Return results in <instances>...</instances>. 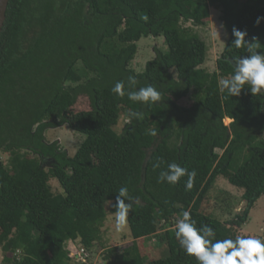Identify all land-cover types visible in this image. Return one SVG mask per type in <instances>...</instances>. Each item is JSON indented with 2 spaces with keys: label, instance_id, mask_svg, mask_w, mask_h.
<instances>
[{
  "label": "trees",
  "instance_id": "trees-1",
  "mask_svg": "<svg viewBox=\"0 0 264 264\" xmlns=\"http://www.w3.org/2000/svg\"><path fill=\"white\" fill-rule=\"evenodd\" d=\"M211 8L228 19L230 33L213 73L203 67L206 42L185 27L204 25ZM258 17L264 0H10L0 37V264H72L71 242L91 251L102 240L120 187L128 189L134 241L99 264H198L175 235L184 211L215 239H235L264 195V92L253 95L245 85L232 96L218 82L233 77L243 56L264 53ZM234 27L253 48L232 46ZM148 37H163L167 50L136 72L138 42ZM79 63L92 76L83 79ZM129 76L136 90L150 85L160 99L130 101ZM118 81L123 96L111 91ZM191 93L194 103L180 104ZM81 96L90 109L71 116ZM122 114L128 122L118 132ZM226 118L233 119L228 126ZM66 124L85 137L73 156L45 137ZM170 163L196 172L190 190L187 174L175 185L159 181ZM223 175L248 203L226 222L202 211ZM153 236L167 254L147 260L138 241Z\"/></svg>",
  "mask_w": 264,
  "mask_h": 264
},
{
  "label": "rangeland",
  "instance_id": "rangeland-1",
  "mask_svg": "<svg viewBox=\"0 0 264 264\" xmlns=\"http://www.w3.org/2000/svg\"><path fill=\"white\" fill-rule=\"evenodd\" d=\"M228 19L222 18V12L219 9L211 8V16L206 20L204 25L195 26L192 22L185 23V27H190L198 34L207 44V59L203 67L210 73L218 72L217 61L221 57L226 44L230 39V33L226 30L224 22ZM158 49L166 51L167 45L164 43V38L148 37L143 38L138 42V53L131 63V67L136 72H142L147 63L153 60L158 53ZM76 71L82 75L83 79L92 76V73L83 69L81 63L75 67ZM171 73L176 77L177 71L171 70ZM69 84H72L69 82ZM194 103L193 94L180 102L184 106H191ZM90 109V101L86 96H81L77 104L72 108V115ZM128 120L125 114H122L119 122L116 125L118 132L122 131L125 123ZM232 119L224 120L225 125H230ZM45 137L48 142L58 141L63 149H66L70 156H73L80 147L85 137L69 125H64L59 128H50L46 130ZM220 154L223 150H218ZM3 161L7 163L9 154H2ZM247 157H243L245 160ZM52 189L58 191L59 185L56 181L50 182ZM244 189L234 186L229 178L225 175L220 176L209 192L202 206V211L205 214L214 215L218 219L226 222L242 215L248 207L247 201L243 198ZM236 233L243 237H251L264 241V195L255 203L250 210V215L247 223L243 228H236ZM80 241V240H79ZM134 238L127 220L126 226L122 230H117L115 225V214H109L105 219L102 228V240L95 244L91 250L93 263L99 264L103 262L106 254L116 248L122 252L126 247L133 244ZM139 247L142 255L147 260H155L164 257L167 254V246L160 243L157 236H153L146 240H139ZM81 243V242H79ZM3 259V251L0 246V261ZM72 264H76L72 262Z\"/></svg>",
  "mask_w": 264,
  "mask_h": 264
},
{
  "label": "clouds",
  "instance_id": "clouds-1",
  "mask_svg": "<svg viewBox=\"0 0 264 264\" xmlns=\"http://www.w3.org/2000/svg\"><path fill=\"white\" fill-rule=\"evenodd\" d=\"M264 21V17H258L256 24ZM235 39L232 46L239 49L241 47L253 48L255 43L246 39V33L237 28L232 29ZM136 79L134 76L128 77L127 93L128 99L132 102L156 103L160 99L159 92L152 86L141 87L136 90ZM219 89L223 93L232 96H239L245 85L253 95L264 92V53L254 52L252 55H246L236 62L235 73L231 79L221 78L218 82ZM124 83L118 81L112 88V92L118 96H123ZM132 115L138 116L133 113ZM233 121V119H232ZM159 167V164L156 165ZM188 176L186 189L193 187V180L196 172H187L176 163H170L166 171H161L159 181H167L175 185L182 176ZM116 196L115 203V225L116 229L122 230L127 224L129 211L132 207L126 203L130 199L128 189L120 187ZM176 238L179 240L181 248L189 256H194L198 264H264V242L251 237L237 235L235 239H215L214 230L202 225L197 228L196 223L191 218L189 211H184L182 218L176 223ZM92 259V257H91ZM85 264H91L90 261ZM95 264V263H94Z\"/></svg>",
  "mask_w": 264,
  "mask_h": 264
},
{
  "label": "built area",
  "instance_id": "built-area-1",
  "mask_svg": "<svg viewBox=\"0 0 264 264\" xmlns=\"http://www.w3.org/2000/svg\"><path fill=\"white\" fill-rule=\"evenodd\" d=\"M69 249L76 263H88L90 261L91 251L87 250L83 244L71 242Z\"/></svg>",
  "mask_w": 264,
  "mask_h": 264
},
{
  "label": "water",
  "instance_id": "water-1",
  "mask_svg": "<svg viewBox=\"0 0 264 264\" xmlns=\"http://www.w3.org/2000/svg\"><path fill=\"white\" fill-rule=\"evenodd\" d=\"M10 0H0V37L6 21V14Z\"/></svg>",
  "mask_w": 264,
  "mask_h": 264
},
{
  "label": "bare ground",
  "instance_id": "bare-ground-1",
  "mask_svg": "<svg viewBox=\"0 0 264 264\" xmlns=\"http://www.w3.org/2000/svg\"><path fill=\"white\" fill-rule=\"evenodd\" d=\"M229 120H231V118H226V121H229Z\"/></svg>",
  "mask_w": 264,
  "mask_h": 264
}]
</instances>
